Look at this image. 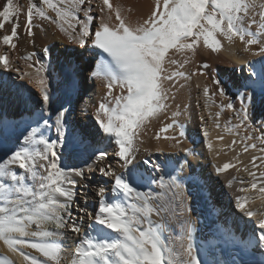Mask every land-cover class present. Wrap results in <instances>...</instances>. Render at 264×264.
<instances>
[{
    "label": "snow or ice",
    "instance_id": "snow-or-ice-1",
    "mask_svg": "<svg viewBox=\"0 0 264 264\" xmlns=\"http://www.w3.org/2000/svg\"><path fill=\"white\" fill-rule=\"evenodd\" d=\"M40 2L55 13V19L48 15L44 7L30 3L26 20L28 36L34 35L32 27L36 16L43 20H52L53 23L59 21L60 31L69 39L76 40L78 35L81 47L90 44L110 58L104 63L97 62L90 73L93 77L107 78L106 102L99 104L95 118L99 131L114 139L117 149L114 150L113 155L123 171L118 173L111 164L95 167L96 162L103 161L107 157L106 152L96 153L94 164L90 165L88 170L98 171L102 177L111 179L113 184L110 191L113 199L109 201L106 189L100 187L97 193L98 207L94 211L79 206L76 189L87 179L85 170L81 167L62 166L60 162L63 152L58 150V145L59 149L75 150L84 141L72 137L65 139L66 110L64 105L60 104L55 111L54 124L49 119L41 118L43 129L55 128L56 139L45 138L43 130L38 132L37 128L40 127L38 122L36 127L30 126L21 133L24 146L12 151L7 161V165L15 166L20 171L17 172L14 168L0 163V240L4 241L10 251H19L17 246H27L45 258L39 260L21 252L28 264H60L61 246L50 238L58 237L62 233L45 230L44 225L53 223L56 229L70 230L74 234H79L82 225L78 224L77 220L87 218L94 220L97 225L103 226L111 233L119 234V238H110V235L97 232L90 224L75 249L72 264H209L207 260L201 258V250L193 241L191 219L183 218L191 213V208L184 206L182 184L172 176L168 183H165L163 176L158 178L159 187L171 192L168 200H161L160 193H145L138 187L145 173L134 165L137 159L136 153L139 151L134 146V142L139 137L145 121L167 107L166 101L169 95L164 81L173 82L174 87L175 77L189 78L184 72H168L165 61L170 50L181 53L194 52L202 39L204 46L211 48L212 51H218L222 47L220 40L217 39L219 35L230 44L238 39L244 44L245 52H249L252 45L259 44L261 45L259 51L254 52L253 55H264V41L259 38L264 33V27L261 28L260 33L250 30L251 25L256 23V20L249 16L250 9L256 8L255 0H156L151 14L137 26H133L123 14L124 10L119 5L114 7L110 0H102V6L98 8L101 13L99 17L89 15L93 11L92 7H81L85 5V0H58V3H53L52 0H40ZM259 7L264 10V4H260ZM81 11L86 17L83 22L77 15ZM113 14L115 22H113ZM19 15L20 9L14 4V0H2L0 30H3L8 22H11L12 26L11 34L0 36V43L11 49L17 48V44L13 41L19 39ZM260 16L264 21V11H261ZM96 19L100 22L93 33L90 24ZM77 24L80 25L78 34ZM86 37L91 39L86 40ZM44 51L47 53L48 49L45 48ZM31 58L32 54L26 57V59ZM167 63L180 62L169 58ZM184 63H187V60ZM0 64L4 68H10L8 55H0ZM29 67L32 65L30 64ZM201 67L207 68V65L203 64ZM42 72L43 68H38L34 79L42 87L43 105L56 104L57 101L47 91L46 79L41 75ZM28 75L23 73L18 78L22 80ZM29 82H33L32 78ZM215 83L219 84V81ZM117 86L121 95L113 96V89ZM257 87L264 90V77L258 82L250 80L244 85L245 91L239 94L241 112L237 114V119L241 123L248 119L245 100L251 103ZM249 89L251 91H248ZM203 93L207 97L209 89L205 87ZM219 96L226 98L223 88H219ZM109 103L114 106L109 107ZM207 107L206 103L205 108ZM220 107L221 111L224 107L235 110L231 102L226 105L221 103ZM219 115L220 113L217 112V119ZM201 120L203 121L204 117H201ZM178 127L180 126L173 120L160 128L155 138L159 140L161 133L172 130L173 134L163 138L175 141L172 147H179L181 141L175 134V129ZM216 127H220L219 123ZM236 127L239 128L240 124ZM204 134L207 136V132ZM184 135L183 130L179 131V137ZM249 147L255 149L256 145H245L244 151L247 152ZM208 148L211 149V144ZM145 151L149 158L145 159L143 164L160 171L150 159L151 151L148 149ZM261 151L264 152V148ZM186 154L192 153L187 151ZM257 159L259 158L252 157L254 168L259 167L255 163ZM230 167L234 165L225 163L222 168L217 169V172L227 171ZM249 175L253 178L251 188L264 194V182L259 186L256 182L264 178V171L260 172L259 177L256 171L249 172ZM74 177H78L79 180ZM5 180L10 183H5ZM152 182L149 179L148 183ZM177 199L180 200V204L174 207ZM246 206V202L238 198L237 207L241 212L245 211ZM79 213H84V216L78 217ZM161 213L168 214L165 224L169 220L179 221L178 226L182 235L172 236L171 246L162 239V232L166 230L165 224L154 223L151 219L153 214L160 216ZM246 215L264 216V212L249 210ZM32 225L35 226V230L29 231ZM24 237L37 239L26 240L23 239ZM242 243H245L246 247L264 248V219L259 221L258 231L254 233L253 238ZM0 264H9V262L0 260ZM213 264H221V262L214 261ZM257 264H264V260L258 261Z\"/></svg>",
    "mask_w": 264,
    "mask_h": 264
},
{
    "label": "bare ground",
    "instance_id": "bare-ground-1",
    "mask_svg": "<svg viewBox=\"0 0 264 264\" xmlns=\"http://www.w3.org/2000/svg\"><path fill=\"white\" fill-rule=\"evenodd\" d=\"M52 2L58 3V0ZM110 2L114 7L119 5L124 10L123 14L133 26L142 23L156 4V0H110ZM30 3L44 7L48 15L55 19V13L46 5H42L40 0H14V4L20 9L19 39L13 41L17 44V48L11 49L0 43V55L6 54L10 60V68H4L0 64V163L14 168L17 172L20 171L15 166L7 165V161L12 151L24 146L21 133L30 126L36 127L38 122H40L38 132L43 130L45 138L56 139L55 128L43 129L41 118L49 119L54 124L55 111L60 104H63L66 110L65 139L72 137L83 140L84 143L78 145L75 150L59 149L58 145V150L63 152L60 163L65 167L84 168L87 179L77 186L76 199L80 207L94 211L98 207L97 193L100 187L106 189L109 201L113 199L110 191L113 184L111 179L102 177L98 171L88 170L89 166L94 164L95 154L100 151L107 153L106 159L96 162L95 167L111 164L118 173L123 171L113 155L114 150L117 149L114 139L99 131L95 118L99 104L106 102L107 78L93 77L90 73L97 62L104 63L110 58L90 44L81 47L78 35L76 40L69 39L60 31L59 21L53 23L52 20H43L36 16L32 27L34 35L28 36L26 20ZM255 3L256 8L250 9L249 16L253 17L256 23L251 25L250 30L260 33L261 28L264 27L260 13L264 10L259 5L264 4V0H255ZM88 6L93 9L89 15L94 17L101 15L98 8L102 6V0H85V5L81 7ZM105 11L107 12V9ZM77 15L82 22L86 20L83 11ZM99 22V19L91 22L90 28L93 33ZM113 22H115L114 14ZM11 26V22L6 23L5 28L0 30V36L11 34ZM79 29L80 25L77 24V34ZM259 38L264 41V33ZM217 39L222 44L218 51H212L211 48L204 46L202 39L194 52L169 51L165 61L168 72H184L189 78L175 77L174 87L173 82L164 81L169 95L166 101L167 107L145 121L141 128L140 135L134 142V146L139 149L134 165L145 173L138 185L140 190L145 193H160L161 200L170 199L171 192L159 187V177L163 176L165 183H168L172 176L182 184L184 206L191 208V213L183 218L192 221L193 241L201 250L202 259L207 260L209 264H213L214 261H220L221 264H233V261L235 264H257L258 261L264 260V248L246 247L242 241L252 239L254 233L258 231L259 221L264 219V216L246 215L249 210L264 212V194L251 188L253 178L249 175V172L256 171L259 177L260 172L264 171V152L261 151L264 148V90L257 87L251 103L245 100L248 116L246 121L241 123L237 119V114L241 112L239 94L245 91L244 85L250 80L258 82L264 77V55H253L254 52L259 51L261 46L259 44L252 45L249 52H245L244 44L238 39L231 44L219 35ZM45 48L48 49L47 53L44 51ZM30 54L32 58L26 59ZM169 58L180 63L168 64ZM185 60L187 63H184ZM30 64L32 67H29ZM203 64H206L207 68L201 67ZM38 68H43L41 75L46 79L47 91L57 101L56 104L43 105L42 87L34 79ZM23 73L29 75L21 80L18 77ZM30 78L33 81L31 83ZM216 81H219V84L215 83ZM205 87L209 89L207 97L203 93ZM219 88H223L226 98L219 96ZM118 95H121V91L117 86L113 89V96ZM229 102L233 103L235 110L224 107L221 111V103L226 105ZM206 103L207 108H205ZM112 106L114 104L109 103V107ZM217 112L220 113L218 119ZM201 117H204L203 121ZM173 120L180 126L175 129V134L181 143L175 148L171 146L175 141L163 138L173 134L172 130L161 133L159 140L155 138L160 128ZM217 123L220 125L219 128L216 127ZM237 124H240L239 128L236 127ZM181 130L185 133L183 137L178 136ZM209 144L211 149L208 148ZM252 144H255L256 148L249 147L245 152V145ZM145 149L151 151L150 159L160 171L143 164V161L149 158ZM157 149L161 151L158 152ZM187 151L192 154L187 155ZM253 156L259 158L255 161L259 167H253ZM40 163L44 162L40 161ZM225 163L234 167L224 172H217V169L222 168ZM74 178L79 180L78 177ZM149 179L153 181L151 184L148 183ZM256 182L259 186L264 182V178ZM5 183L10 181L5 180ZM28 183L31 184L30 181ZM241 189L245 190L241 191ZM238 198L246 202L244 212L237 207ZM179 204L180 200L177 199L173 206ZM82 216L84 213L78 214V217ZM167 216V213H161L160 216L153 214L151 219L154 223L165 224ZM77 223L82 225L79 234H74L70 230L56 229L53 223L44 225L45 230L62 233L58 237L50 238L61 246L60 264H72L75 249L90 224L97 232L110 235V238H119V234L111 233L110 230L97 225L94 220L78 219ZM178 225V220H169L165 224L166 230L162 232V239L170 246L172 236L182 235ZM32 230H35L34 225L29 228V231ZM21 249L23 248L16 252L10 251L4 241L0 240V260H7L9 264L14 260L28 264L21 252L39 260L45 259L34 249L27 247L28 252Z\"/></svg>",
    "mask_w": 264,
    "mask_h": 264
},
{
    "label": "rangeland",
    "instance_id": "rangeland-1",
    "mask_svg": "<svg viewBox=\"0 0 264 264\" xmlns=\"http://www.w3.org/2000/svg\"><path fill=\"white\" fill-rule=\"evenodd\" d=\"M230 193H231V192H230ZM231 194H232V193H231ZM20 248H23V249H21V250H23L24 252H28L27 247H23V246H21V247H19V249H20ZM11 264H21V263H19V261H17V260H16V261L14 260V262H12Z\"/></svg>",
    "mask_w": 264,
    "mask_h": 264
}]
</instances>
